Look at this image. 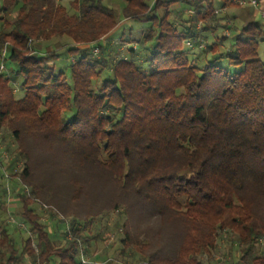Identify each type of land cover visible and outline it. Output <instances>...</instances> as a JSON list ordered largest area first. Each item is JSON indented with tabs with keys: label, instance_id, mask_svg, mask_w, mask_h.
<instances>
[{
	"label": "trees",
	"instance_id": "16d2710c",
	"mask_svg": "<svg viewBox=\"0 0 264 264\" xmlns=\"http://www.w3.org/2000/svg\"><path fill=\"white\" fill-rule=\"evenodd\" d=\"M106 1H124L122 19L149 24L139 40L121 36L111 45L120 19L102 7ZM173 4L191 14L180 26L170 20ZM227 6L236 5L222 0L220 9ZM223 19L212 0H0V60L16 67L23 92L16 98L0 72V130H12L25 160L13 176L30 185L33 148L106 177L114 194L127 195L136 214L174 242L169 254L136 242L139 264H201L222 233L236 238L241 264H264L256 249L264 240V21L229 27L227 38L202 44L212 28L206 22ZM52 38L59 39L53 48H36ZM86 44L100 49L98 58L81 55L60 69L48 63L56 51L73 45L71 57ZM14 196L21 212L13 224L34 237L22 236L16 247L7 225L1 228L0 264H20L23 256L31 264H80L84 238L75 221L57 224L71 237L56 240L41 221L37 194Z\"/></svg>",
	"mask_w": 264,
	"mask_h": 264
},
{
	"label": "rangeland",
	"instance_id": "374dc122",
	"mask_svg": "<svg viewBox=\"0 0 264 264\" xmlns=\"http://www.w3.org/2000/svg\"><path fill=\"white\" fill-rule=\"evenodd\" d=\"M70 1L59 0V3L67 5ZM152 1L147 0L149 4ZM212 2L219 18L224 19L217 21V24L216 22H206L205 27L212 28L207 29L208 39L204 38L203 41L202 38V44L204 43L205 46L215 36L220 38L224 34L227 38L226 35L228 33L230 35L228 28L235 26L234 18L236 19L240 15L246 18L249 16V7L227 6L224 14V12L220 13L222 0H212ZM123 6L124 1H106L102 5L103 8L111 10L117 19H120L117 27L108 35V39L113 41L112 46L118 44L117 39L121 36L128 41L139 40L142 33L149 27L147 22L122 19ZM183 10H185L184 5H171L170 20L175 21L178 26H180L182 19L191 15L188 11L182 12ZM250 10L254 9L251 8ZM254 12L258 16L255 10ZM202 25L198 23L196 30L200 31ZM218 25L223 29L219 28ZM201 32L203 33V31ZM262 37L264 39V33ZM106 38L107 36L103 41ZM55 40L59 39L38 40L35 46L39 51H43L46 46L53 48ZM150 44H147V46L149 47ZM123 46H120L119 54L125 51ZM71 47L73 45H68L56 51V57L48 63L55 64L56 69H60L65 67L69 61H72V58L76 59L81 55L98 58L100 54V49H93L92 45L86 44L75 46L78 52L69 57L66 48ZM121 48L124 50H120ZM191 49L193 48L191 47ZM258 56L260 59H264V41L259 45ZM4 65V73L11 78L13 88L16 91L15 97L21 98L23 96V92L20 90L22 79L15 74L16 67L9 61H6ZM143 68L145 67L143 66ZM2 135H4L5 140L0 142V149L4 155L1 159L7 177L5 178L4 173L0 170V230L6 228L7 225V230L13 237L16 247H20L22 236L34 237L26 225L22 227L13 224V222L16 223L13 216L19 217L21 212V208L17 204L18 199L14 196L18 192L25 196L29 195V197L34 192L39 199L38 205L44 204L49 207L40 212L42 215L41 221L46 224L49 221L50 224L48 225L52 226L54 231L51 233H53L52 235L55 234L56 240L64 242L68 239L66 238V230H58L56 225L60 222L65 225V223L75 221L84 238V241L81 242L84 243L82 246L84 250L81 252L90 264H139L141 254L134 247L135 243L139 241L148 242L152 251L161 250L165 254H169L175 246L165 229L161 230L159 225L150 217L143 216L141 213L140 215L136 214L137 210L132 208V202L127 201V195L114 194L115 192L108 185L106 177L94 178L90 173H80L77 168L72 167L71 163L64 164L62 161H56L48 152H38L36 149L31 148L32 153L28 161L30 185H25L20 175L13 176L14 173H18L24 167L25 160L18 155L20 143L9 128L4 131L0 130V139ZM74 181H77V185H74ZM79 187L81 189L76 193L75 190ZM25 191H27V194H24ZM36 211L39 210L36 208ZM227 236L226 233L218 236L213 255L211 257L202 255L200 257L201 264H241L238 261L239 249L236 242H234L236 238L233 237V241L229 240L230 242H228ZM122 240L127 241L126 246L122 244ZM56 244L61 245L62 243L56 242ZM256 249L259 253H264V240L259 242ZM30 260V258L23 256L20 264H31Z\"/></svg>",
	"mask_w": 264,
	"mask_h": 264
},
{
	"label": "built area",
	"instance_id": "2783aa9c",
	"mask_svg": "<svg viewBox=\"0 0 264 264\" xmlns=\"http://www.w3.org/2000/svg\"><path fill=\"white\" fill-rule=\"evenodd\" d=\"M229 2L235 4L236 6L240 7V8H244V7H250L252 9H254L256 11V13H258V17L264 21V8L261 7V5L259 4V1L258 0H229ZM188 13H190L188 11ZM186 46H191L190 43H186ZM95 49V48H93ZM3 55H4V52H3ZM4 64H3V61L2 59L0 60V72L4 71ZM4 155H3V152H1V149H0V170L4 173L5 175V171L2 167V159ZM7 177V174L5 175V178ZM27 191H25L24 194H27L26 193ZM27 197H29V195H26ZM49 207L44 205V204H41L39 206V210L42 212V211H45L46 209H48ZM17 226H22L24 227V224L23 223H17ZM65 233H66V238L70 239L71 237V234H70V230L68 227L65 228ZM80 264H90L88 261L85 260L84 258V255L81 254L80 255Z\"/></svg>",
	"mask_w": 264,
	"mask_h": 264
},
{
	"label": "crops",
	"instance_id": "0c3cea01",
	"mask_svg": "<svg viewBox=\"0 0 264 264\" xmlns=\"http://www.w3.org/2000/svg\"><path fill=\"white\" fill-rule=\"evenodd\" d=\"M260 1V4H261V7L262 8H264V0H259ZM249 11H248V14H249V16L246 18V17H244L243 15H240L239 17H237L236 19L234 18V25L235 26H240V25H242V23L243 22H248V21H250V20H254V21H258V16L254 13V11L253 10H250V9H248ZM223 13L224 12V14H225V8H223V9H220V13ZM253 12V13H252ZM260 22H261V20H260ZM236 32H238V30L236 31ZM225 48L226 49H228L229 48V46H228V44H226V42H225ZM57 226V229L58 230H64L65 229V227H63L62 225H56Z\"/></svg>",
	"mask_w": 264,
	"mask_h": 264
}]
</instances>
